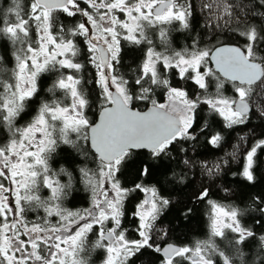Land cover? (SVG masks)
I'll return each instance as SVG.
<instances>
[{"label":"snow or ice","instance_id":"obj_1","mask_svg":"<svg viewBox=\"0 0 264 264\" xmlns=\"http://www.w3.org/2000/svg\"><path fill=\"white\" fill-rule=\"evenodd\" d=\"M236 10L243 11L239 5L234 8L226 4L219 19L232 18ZM7 13L9 18L5 19L0 12V38L15 47L16 66L12 82L0 80V124L9 133L8 142L0 144V264H88L81 254L95 249L106 252L104 264H134L132 258L143 250L158 254L159 264H216L213 256L222 264H245L242 246L255 234L241 224V210L208 201L212 207L211 237L227 239L225 229L235 234L229 241L232 256L212 240L197 242L195 247L166 242L162 246L159 241L168 232L156 223L170 201L155 188L141 184L131 189L122 187L117 174L137 150H149L156 160L170 156L173 148L187 152L179 146L181 142L194 147L201 136H207L212 146H219L221 134H212L207 122L197 123L202 104L222 117L227 128L248 122L252 97L258 94L256 86L264 89V25L258 27L245 20L239 32L244 42L239 46L218 40L211 47H200L194 40L191 49L176 51L171 47L167 25L176 21L181 28L190 27L193 12L189 0H30L23 15L19 0H13ZM56 13L83 19L66 27ZM259 15L264 18V13ZM146 29L158 33L163 52L156 51L152 38L145 35ZM79 37L88 45V63L97 69L98 122L86 115L90 108L86 86L90 81L84 76L85 66L76 62L80 50L75 40ZM121 39L149 46L131 81L118 67ZM172 69L181 80L194 82L201 94L190 96L187 90L172 86L167 77ZM63 70H74L76 75ZM47 72L59 73L48 89L53 99L41 104L32 123L17 127V118L38 91V76ZM212 82L214 93L209 92ZM226 83L231 84L234 98L222 95ZM159 89L167 94L165 102L155 99ZM57 91L70 97V103L62 104L56 98ZM136 102L145 104L146 110L138 109ZM73 133L74 139L70 136ZM61 144L70 145L86 160L90 159L86 146L95 150L96 172L87 167L79 169L92 195L91 207L83 212L61 208L60 202L72 187L71 174L60 170L69 176L67 184L50 175L49 160ZM258 149H264V139L246 154L241 175L248 182L255 181ZM215 171H220V165ZM208 172L211 175L213 169ZM149 174L148 166H144L140 175ZM93 177L99 179L94 182ZM41 187L50 190L47 200L38 194ZM135 191L147 197L131 213L138 220L135 231L139 239H128L122 221L125 201ZM206 197L207 189L197 199ZM253 199L264 214V200ZM34 207L43 208L45 217L30 223L26 213ZM190 212L187 209L182 215ZM52 217L58 218L55 224ZM108 222L111 226L105 227ZM95 226L97 238L89 246L88 235ZM259 240L264 249V235Z\"/></svg>","mask_w":264,"mask_h":264},{"label":"trees","instance_id":"obj_2","mask_svg":"<svg viewBox=\"0 0 264 264\" xmlns=\"http://www.w3.org/2000/svg\"><path fill=\"white\" fill-rule=\"evenodd\" d=\"M20 11L23 15L27 11L30 0H19ZM192 5V16L190 17V27L184 29L180 23L174 21L167 25L171 47L176 51L185 48L191 49L193 41H199L200 47H211L217 41L234 43L238 46L243 44V38L239 32L243 31L242 24L246 21L258 27L264 25V18L259 13H264L262 3L264 0H189ZM226 4L237 5L243 11L236 10L232 18L219 16ZM205 5H209L206 8ZM13 6V0H0V12L4 13L5 19L9 18L7 9ZM244 13H247L245 16ZM60 23L66 27L74 25L82 20L81 17L68 18L64 14L56 13ZM145 35L152 38L156 45V51L163 52L164 46L159 44L158 33L154 29H146ZM34 39V34H33ZM83 37L76 38L75 42L79 47V55L76 62L85 66L84 76L90 81L86 86L89 96L90 108L86 110V115L90 121H95L99 115V92L100 88L95 80L97 70L94 65L88 63L90 55ZM147 44L134 45L121 39L118 65L119 71L125 75L129 81L132 80L134 73L144 62ZM16 49L12 44L0 38V80L12 82L11 73L16 66L14 54ZM158 70L160 66L158 65ZM65 74L76 75L74 70H63ZM177 70L172 69L167 73L172 86L178 87L189 92L190 96L200 95V90L192 81L181 80L176 74ZM59 73H42L37 78L38 91L25 105V110L16 120V126L24 127L31 123L37 116L43 102H51L52 93L48 89L58 78ZM258 94L252 97L253 111L245 125H236L232 128L225 127L226 122L222 117L211 113L207 105H200L197 110L196 119L199 125L207 122L212 129V134L220 133L223 140L219 146H212L208 143L207 136H201L195 142V146H190L187 142H181L179 146L188 149L187 152H179L173 148L171 155L154 160L147 149L137 150L128 159L117 174L122 187L133 188L136 184L145 187L155 188L158 194L170 201L167 208L163 210L157 220L158 228L166 229L168 236L159 241L161 245L165 242H175L179 245L195 247L197 242H207L212 240L226 255L232 256L229 248V241L233 239V233L225 229L227 239L211 237V216L212 207L209 200L225 207H235L242 211L239 217L241 224L250 229L255 235L245 241L242 246L245 264H264V249L261 247L259 237L264 235V214L259 211L260 204L254 201V197L264 200V149H258L254 165V182H248L242 175L246 166L247 152L261 139H264V89L256 86ZM2 91V89H0ZM225 97L234 98L235 93L231 84L226 83L221 90ZM210 93L215 92L214 82L210 83ZM62 104L68 103V96L61 91L56 92ZM167 94L163 89L157 90L155 99L158 102H165ZM138 109H146V105L136 102ZM5 126L0 124V144L5 142L3 137ZM75 138V134H70ZM90 159H85L70 145L61 144L49 160L51 169L50 175L58 179L61 184L69 182V176L61 174L60 170L65 169L71 174L72 187L66 198L61 203V208L76 212L84 210L92 204L91 189L88 187L85 178L80 174L79 169L87 167L92 172H96L98 164L95 151L86 146ZM187 160L185 164L183 161ZM227 161V164L223 163ZM205 165L207 167H205ZM220 165V171H215V166ZM148 166L150 174L146 177L140 175L141 169ZM208 169H213L210 175ZM207 189L208 197L199 200V194ZM42 200H47L50 190L41 187L38 193ZM146 198V193L132 192L125 201V217L123 227L127 229L128 239H139L135 229L138 220L131 215L136 210V206ZM187 209H191L187 216L182 215ZM43 208H33L26 213V220L30 223L40 222L44 217ZM54 223L57 217H52ZM97 232L93 230L88 235V245L90 246L97 238ZM88 264H104L106 252L103 249H95L90 253L81 254ZM216 264H222L218 256L212 257ZM134 264H159L158 254L148 250H143V254L132 258ZM235 264V262H234Z\"/></svg>","mask_w":264,"mask_h":264},{"label":"rangeland","instance_id":"obj_3","mask_svg":"<svg viewBox=\"0 0 264 264\" xmlns=\"http://www.w3.org/2000/svg\"><path fill=\"white\" fill-rule=\"evenodd\" d=\"M119 15V14H118ZM124 17L121 15V19H123ZM34 39H35V35H34ZM225 43V42H224ZM87 47H88V45H87ZM99 55V54H98ZM90 57V56H89ZM94 68H96L95 67V65H94ZM97 70V69H96ZM70 103V97H69V99H68V103L67 104H69ZM140 110H144V109H140ZM33 122V121H32ZM31 122V123H32ZM30 124V123H29ZM28 124H26L25 126H27ZM24 126V127H25ZM18 127V126H17ZM20 128H23V127H20ZM3 137H4V140H5V142H2V144H4V143H7L8 142V139H9V133H8V131H7V129H6V127H5V129H4V132H3ZM99 178L98 177H93V181L94 182H96V180H98ZM50 195H51V193H50ZM42 199V198H41ZM92 199V198H91ZM91 207V204H89V206H87L86 208H84V210L85 209H89ZM62 209H64L63 208V206H62ZM64 210H66V209H64ZM83 210V211H84ZM66 211H68V210H66ZM82 210H80L79 212H83ZM76 212H78V211H76ZM42 216L43 217H45V213L44 214H42ZM51 223H53V224H55L54 223V219L51 221ZM109 226H111V224H110V222H108L106 225H105V227H109ZM94 231L95 232H98V226H95L94 227ZM93 243L95 242V241H92ZM105 261V260H104ZM104 261H103V263H104Z\"/></svg>","mask_w":264,"mask_h":264},{"label":"water","instance_id":"obj_4","mask_svg":"<svg viewBox=\"0 0 264 264\" xmlns=\"http://www.w3.org/2000/svg\"><path fill=\"white\" fill-rule=\"evenodd\" d=\"M228 44L237 45V44H234V43H231V42L228 43ZM237 46H238V45H237ZM144 110H146V109H144ZM95 121H97V122L99 121V115H98V117H97V119H96ZM93 150H94V149H93ZM94 151H95V150H94ZM146 197H147V194H146ZM166 243L174 244V245H179V244H176L174 241H173V242H166ZM163 245H164V244H163ZM163 245H162V246H163Z\"/></svg>","mask_w":264,"mask_h":264}]
</instances>
